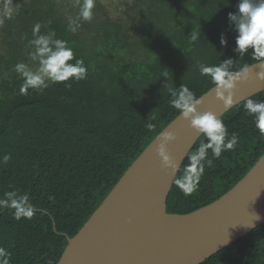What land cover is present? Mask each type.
Segmentation results:
<instances>
[{"label": "trees", "instance_id": "16d2710c", "mask_svg": "<svg viewBox=\"0 0 264 264\" xmlns=\"http://www.w3.org/2000/svg\"><path fill=\"white\" fill-rule=\"evenodd\" d=\"M74 0H0V197L18 190L30 195L31 219H13L0 209V246L11 264H56L73 237L125 170L175 117L168 87L186 85L196 97L214 82L200 64L236 58L232 71L257 60L238 58L227 14L237 0H96L94 19L67 30ZM110 9V10H109ZM111 11V12H109ZM55 31L70 42L88 68L81 81L51 83L20 93L14 65L29 58L28 40ZM200 29L196 42L192 30ZM224 33L227 46L221 47ZM167 72L168 77L161 75ZM66 84H70L66 87ZM264 100V90L251 96ZM244 100L220 118L238 145L205 168L198 190L185 196L173 182L167 212L186 213L230 189L264 154V134L243 108ZM153 127L149 129L147 126ZM201 135L183 160L204 142ZM5 153L11 159L4 163ZM51 197V199H49ZM198 264H264V221Z\"/></svg>", "mask_w": 264, "mask_h": 264}, {"label": "water", "instance_id": "95a60500", "mask_svg": "<svg viewBox=\"0 0 264 264\" xmlns=\"http://www.w3.org/2000/svg\"><path fill=\"white\" fill-rule=\"evenodd\" d=\"M258 63L249 64V77L236 82L233 106L264 90V81L256 76L261 71ZM214 87L198 97V110L221 116L233 106L225 109ZM179 116L142 150L68 238L56 264H198L264 221V154L214 201L186 213L167 212L173 170L162 164L156 147L163 132H171L175 139L165 149L181 166L201 136Z\"/></svg>", "mask_w": 264, "mask_h": 264}, {"label": "clouds", "instance_id": "9594fccd", "mask_svg": "<svg viewBox=\"0 0 264 264\" xmlns=\"http://www.w3.org/2000/svg\"><path fill=\"white\" fill-rule=\"evenodd\" d=\"M73 6L77 9L74 16H68L67 30L75 34L83 25L93 21L96 0H74ZM229 26L235 32V47L233 51L238 58L246 54L256 59L261 71L256 73L257 79L264 81V0H237L236 10L227 14ZM3 19H0V26ZM42 25L37 22L33 26V38L28 40L29 58L38 67H32L25 62L14 65V70L22 78L20 87L21 94H27L29 89L43 91L51 83H64L68 81L85 80L88 76V68L82 58H78L70 42L60 39L55 31L49 30L41 33ZM201 35L200 29L192 30L190 41H198ZM221 47L227 46L224 33L220 35ZM236 58H228L218 65L200 64L201 76H208L215 84V97L222 101L225 109L233 106L232 90L239 80L249 77V69L253 66L244 65L239 71H232ZM255 66V65H254ZM161 75L168 77L167 72ZM69 87L70 84H66ZM171 97V106L177 109L182 117L189 121L190 127L202 135L205 140L188 156V164L184 165L183 174L177 176L178 166L167 154L165 145L175 139L171 132H163L161 143L156 147V154L161 158L162 164L173 170V182L185 195L189 196L198 190L205 168L211 167L213 159H220L223 152L234 151L238 145V137L235 133L229 135L227 126L220 118L211 111H200L198 105L201 98L186 85L179 88L168 87ZM243 108L253 117L255 128L260 134H264V100H254L251 96L244 98ZM149 129L153 125L147 126ZM11 159L10 153L2 157L4 163ZM51 199V197H49ZM0 209H12L13 219H31L35 208L31 203L27 192L18 190L6 191L0 197ZM257 219H260L256 215ZM11 252L0 246V264H11Z\"/></svg>", "mask_w": 264, "mask_h": 264}, {"label": "rangeland", "instance_id": "374dc122", "mask_svg": "<svg viewBox=\"0 0 264 264\" xmlns=\"http://www.w3.org/2000/svg\"><path fill=\"white\" fill-rule=\"evenodd\" d=\"M99 2L106 3L108 5V8L111 7V5H113V0H99Z\"/></svg>", "mask_w": 264, "mask_h": 264}]
</instances>
